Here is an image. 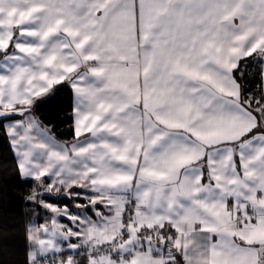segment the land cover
<instances>
[{
	"label": "snow or ice",
	"instance_id": "snow-or-ice-1",
	"mask_svg": "<svg viewBox=\"0 0 264 264\" xmlns=\"http://www.w3.org/2000/svg\"><path fill=\"white\" fill-rule=\"evenodd\" d=\"M0 138L14 264H264V0H0Z\"/></svg>",
	"mask_w": 264,
	"mask_h": 264
},
{
	"label": "trees",
	"instance_id": "trees-1",
	"mask_svg": "<svg viewBox=\"0 0 264 264\" xmlns=\"http://www.w3.org/2000/svg\"><path fill=\"white\" fill-rule=\"evenodd\" d=\"M67 105L68 93L65 90L40 109L58 124L57 131L64 133L59 137L61 141L72 138L67 123L59 122V118L69 111ZM4 145V140L0 138V264H14L23 258L20 226L22 213L26 210L23 199L29 186L16 179L15 162Z\"/></svg>",
	"mask_w": 264,
	"mask_h": 264
}]
</instances>
